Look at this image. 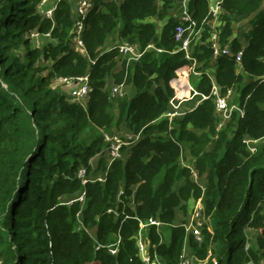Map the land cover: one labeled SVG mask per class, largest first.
I'll use <instances>...</instances> for the list:
<instances>
[{
  "label": "trees",
  "instance_id": "obj_1",
  "mask_svg": "<svg viewBox=\"0 0 264 264\" xmlns=\"http://www.w3.org/2000/svg\"><path fill=\"white\" fill-rule=\"evenodd\" d=\"M78 1L62 0L49 19L43 0H0V264H145L139 234L151 220L152 261L180 264L187 243L197 264H264V0L223 1L220 44L243 58H214L206 26L194 50L199 78L175 40L183 0H92L85 53L71 34ZM212 1L189 0L199 24ZM36 33L49 35L41 49ZM122 42L142 56L129 61ZM212 62L221 93L235 91L245 109L221 131ZM82 77L84 103L60 82ZM114 85L135 95L114 97ZM123 131L133 142L109 165L106 136L126 140ZM248 139L259 140L255 152ZM78 193L85 203H66ZM198 200L201 241L184 227Z\"/></svg>",
  "mask_w": 264,
  "mask_h": 264
},
{
  "label": "built area",
  "instance_id": "obj_2",
  "mask_svg": "<svg viewBox=\"0 0 264 264\" xmlns=\"http://www.w3.org/2000/svg\"><path fill=\"white\" fill-rule=\"evenodd\" d=\"M50 0H43L41 12L44 16L49 19L53 18V14L57 9L59 3L62 0H54L48 6L44 7L45 3ZM224 0H213L210 3L208 17L204 19V21L199 24L197 20H195L192 16V13L189 10V0H183L182 9L178 15L179 21L175 29V40L180 44L179 51L183 52L187 61L191 62L193 65V72L195 77L199 78L203 75V72H200L197 69V60L194 57V50L196 45L201 42L202 34L204 31V27L208 26L211 28L210 37L208 38V42L211 44V49L213 51L214 58L219 57L221 55L227 57H234L236 63L238 65L241 64L243 58V50H240L236 54H234L229 45L222 47L220 44V31L218 30V21L219 15L221 12V7ZM93 7L92 0H79L76 3L75 7V25L72 29L71 34L73 35V42L77 50L85 53L84 44L82 41V35L84 32V26L86 20L88 18L89 12ZM201 25V26H200ZM149 48H154L153 45H150ZM120 54L125 55L129 58V61H136L141 56L142 53L138 50L136 46H133L127 42L119 43L116 47ZM210 77V74L207 73ZM211 78V77H210ZM79 81L75 82L69 79H61V83L73 84L80 82V87L78 89H74L72 92V96L74 100L83 99L88 93L91 91L89 79L88 77H82L78 79ZM212 80V78H211ZM264 82V78H262ZM124 85L116 86L112 89V96H123ZM237 93L233 90H228L226 93L222 94L218 85L212 80V90H211V98L215 103V111L216 116L219 120L218 123V131H221L225 128L226 123L231 120L233 114L235 112L239 113L240 116H244L245 109L240 107L238 103H236ZM183 113L181 111L175 110L174 112H168L164 114V118H169L170 120L176 116H180ZM133 137L129 140H124L120 136H106L107 147L105 152L109 157V165L112 164L115 160L121 157V150L124 146H130L133 142ZM139 139V136H136L135 141ZM246 144L249 146L250 151L255 152V144L259 142V140H245ZM194 176H196V173ZM79 177L82 178V183L86 184V170L82 169L78 173ZM99 181H103V179H98ZM84 195V194H83ZM199 204L198 208L196 207L193 213H191L188 222L184 224L186 234L195 236L196 239L201 241L202 239V228L205 225V214H204V205L202 200H198ZM150 225H159L157 221L151 220L148 224L142 225V230L139 234V248L140 252L143 255L144 262L146 264H161L159 259L156 257L154 261L151 259V255L148 256V244L143 239L142 233L147 226ZM249 245L247 246V248ZM112 254L117 253V250H112ZM180 264H196L192 259H189L185 251L182 254V259ZM248 264H255L249 262Z\"/></svg>",
  "mask_w": 264,
  "mask_h": 264
},
{
  "label": "crops",
  "instance_id": "obj_3",
  "mask_svg": "<svg viewBox=\"0 0 264 264\" xmlns=\"http://www.w3.org/2000/svg\"><path fill=\"white\" fill-rule=\"evenodd\" d=\"M180 13V12H179ZM241 34V32L239 33V31H238V35L239 36H241L240 35ZM240 41L244 44V45H246L245 43H244V41H245V38L242 36L241 38H240ZM194 53H195V51H194ZM239 71H241V70H239ZM208 73L210 74V77L212 78V80L215 82V74H216V68H215V63L214 62H212V64H211V67H210V71H208ZM197 78V77H196ZM125 86V85H124ZM124 95L123 96H125V97H128V98H130L131 99V97H133L134 95H135V89L133 88V87H131V86H125L124 87ZM120 97V96H119ZM237 98H238V93H237V96H236V98H235V100H237ZM82 102V101H81ZM83 103H84V101H83ZM236 103H238V102H236ZM197 106H195L194 104H192V103H190V104H187V105H185V106H183L182 107V109H180V111L183 113V114H186V113H188L189 111H191V110H193V109H195ZM124 133V135L126 136V137H128V136H132L129 132H127V131H123ZM84 194V193H83ZM84 197H85V195H83ZM146 232H147V229L145 228L144 229V232L142 233V235H143V239L146 237L147 238V236H146ZM248 232H249V235H250V238L251 239H253V240H255V238L259 235V232L258 231H255V230H248ZM166 241H170V234H167L166 235ZM187 242V241H186ZM147 244H148V242H147ZM184 251H185V254H187V257H190V258H192V260H193V257L191 256V252L189 251V249H188V247H187V243H186V245H185V248H184ZM142 255V254H141ZM148 256H150V248H149V245H148ZM142 259H143V261H144V258H143V255H142ZM145 263V262H144ZM146 264V263H145ZM262 264H263V262H262Z\"/></svg>",
  "mask_w": 264,
  "mask_h": 264
},
{
  "label": "rangeland",
  "instance_id": "obj_4",
  "mask_svg": "<svg viewBox=\"0 0 264 264\" xmlns=\"http://www.w3.org/2000/svg\"><path fill=\"white\" fill-rule=\"evenodd\" d=\"M54 0H50L48 2L45 3L44 7L48 6L51 2H53ZM49 35H45V34H41V33H36L34 36H33V46L35 48H39L41 49L42 47H44L46 44H47V41H48V37ZM44 74H47V71L44 73ZM52 86L54 87H58L59 85H62V84H58V83H52L51 84ZM115 87V85L113 86ZM76 88L75 85L73 84H70V85H66L65 86V89L63 90H67L68 93H71L74 89ZM84 99L82 100V103H83ZM123 135V134H122ZM121 136V135H120ZM131 137L128 136L126 138V140H129ZM66 203L68 204H72L74 202H82V203H85V197L83 196V193H78L77 195H75L73 198H71L70 200L69 199H65ZM198 201H195L194 203H192L191 205V209H190V214H189V218L191 216V213H193V211L195 210V208L199 206V204L197 203ZM249 233V232H248ZM187 256V254H186ZM189 259H192L190 257H188ZM263 261V260H262ZM261 261V263H262ZM260 263V264H261ZM197 264V262H196Z\"/></svg>",
  "mask_w": 264,
  "mask_h": 264
},
{
  "label": "clouds",
  "instance_id": "obj_5",
  "mask_svg": "<svg viewBox=\"0 0 264 264\" xmlns=\"http://www.w3.org/2000/svg\"><path fill=\"white\" fill-rule=\"evenodd\" d=\"M121 137V136H120ZM130 137H132V136H130ZM263 205V204H262ZM261 206V205H260Z\"/></svg>",
  "mask_w": 264,
  "mask_h": 264
}]
</instances>
